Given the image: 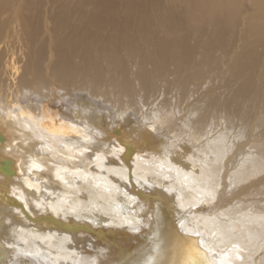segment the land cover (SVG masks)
Listing matches in <instances>:
<instances>
[{"label":"bare ground","instance_id":"obj_1","mask_svg":"<svg viewBox=\"0 0 264 264\" xmlns=\"http://www.w3.org/2000/svg\"><path fill=\"white\" fill-rule=\"evenodd\" d=\"M186 4L0 0V264H264V16Z\"/></svg>","mask_w":264,"mask_h":264},{"label":"rangeland","instance_id":"obj_2","mask_svg":"<svg viewBox=\"0 0 264 264\" xmlns=\"http://www.w3.org/2000/svg\"><path fill=\"white\" fill-rule=\"evenodd\" d=\"M70 1V5H69V7H68V11L70 12L74 7H73V4H75V5H77V4H79V2H80V0H69ZM121 1V3L123 2V1H125V0H120ZM170 5H172V4H176L178 7H179V9H180V11H181V13H180V15H185V14H187V12H184L183 11V9L182 8H186V6H187V4H186V0H166ZM60 2L61 3H63V2H68V0H60ZM51 3H52V1H51ZM51 3H49V4H47V7L45 6L44 7V9H45V12H48L49 10H47L48 8L50 9L51 7L50 6H48V5H50ZM241 4H243V7H244V13H243V15H242V18H241V20L239 21V23H238V27L236 26L235 28H236V31H237V29H241V28H244V26H245V20H246V18L248 17V15L249 14H252V13H254V12H256L257 14H259V15H261V16H264V6H263V4H261V0H241ZM182 7V8H181ZM188 11V10H187ZM49 13H51V11H49ZM70 13H72V12H70ZM203 14V8H199L198 10H197V12H196V20H199V18L201 17V15ZM53 15V14H52ZM78 18V16L76 15H73V17H72V19L70 18V20H71V22L73 23V22H76V23H80L78 20H79V18ZM67 27H68V25H67ZM208 27H209V25H208ZM64 31L63 32H66L67 30H69V29H63ZM230 30H232V29H230ZM229 30V31H230ZM70 31V30H69ZM236 31L235 32H230V35H232V36H230V38H235V39H237L238 38V34H239V32L238 33H236ZM236 33V34H235ZM10 39H12V37L10 38ZM24 48L25 47H23V50H24ZM262 48V46H260V48L259 49H261ZM18 49H19V46H18ZM18 49H16L17 50V52H18V56H19V50H21V48L18 50ZM111 263V261H109V263L108 264H110Z\"/></svg>","mask_w":264,"mask_h":264},{"label":"snow or ice","instance_id":"obj_3","mask_svg":"<svg viewBox=\"0 0 264 264\" xmlns=\"http://www.w3.org/2000/svg\"><path fill=\"white\" fill-rule=\"evenodd\" d=\"M9 164V160L7 158L0 159V166H7ZM159 250V244L155 246L153 249V253ZM195 252L196 255L207 257V252L204 251L203 249L199 247H195L194 249H190L187 258L182 261V264H200V261L194 258L192 253ZM140 264H158V261L156 259V256L154 254H149L148 256L145 257V259L140 262ZM207 264H211V261H207Z\"/></svg>","mask_w":264,"mask_h":264}]
</instances>
